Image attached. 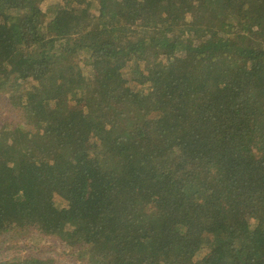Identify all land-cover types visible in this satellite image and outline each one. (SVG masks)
<instances>
[{"label":"trees","instance_id":"obj_1","mask_svg":"<svg viewBox=\"0 0 264 264\" xmlns=\"http://www.w3.org/2000/svg\"><path fill=\"white\" fill-rule=\"evenodd\" d=\"M0 98L3 240L264 264V0H0Z\"/></svg>","mask_w":264,"mask_h":264},{"label":"rangeland","instance_id":"obj_2","mask_svg":"<svg viewBox=\"0 0 264 264\" xmlns=\"http://www.w3.org/2000/svg\"><path fill=\"white\" fill-rule=\"evenodd\" d=\"M45 5V4H44ZM44 7V6H43ZM2 100V98H0ZM6 109L5 103L0 101V113L3 109ZM17 112L7 113L8 117L16 118ZM18 119V116H17ZM56 198H59L56 196ZM24 243L29 245L28 247H24ZM8 248L9 255H15V252L19 256H24L27 254H34L38 257L43 258H53L59 264H83L75 254L69 250L67 245H64L60 241L54 238L49 239H39L36 240H25L23 241L21 238H12L9 241H5L0 238V247ZM31 246V247H30ZM4 255V251L0 249V257Z\"/></svg>","mask_w":264,"mask_h":264}]
</instances>
